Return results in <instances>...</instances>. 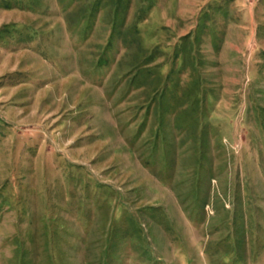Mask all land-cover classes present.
<instances>
[{
  "label": "rangeland",
  "instance_id": "374dc122",
  "mask_svg": "<svg viewBox=\"0 0 264 264\" xmlns=\"http://www.w3.org/2000/svg\"><path fill=\"white\" fill-rule=\"evenodd\" d=\"M0 264H264V0H0Z\"/></svg>",
  "mask_w": 264,
  "mask_h": 264
}]
</instances>
